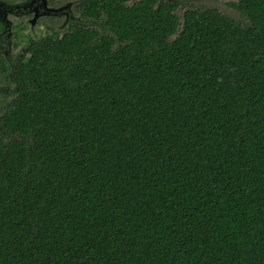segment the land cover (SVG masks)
<instances>
[{
	"label": "trees",
	"instance_id": "1",
	"mask_svg": "<svg viewBox=\"0 0 264 264\" xmlns=\"http://www.w3.org/2000/svg\"><path fill=\"white\" fill-rule=\"evenodd\" d=\"M123 1L5 78L0 264H264V0Z\"/></svg>",
	"mask_w": 264,
	"mask_h": 264
},
{
	"label": "flooded vegetation",
	"instance_id": "2",
	"mask_svg": "<svg viewBox=\"0 0 264 264\" xmlns=\"http://www.w3.org/2000/svg\"><path fill=\"white\" fill-rule=\"evenodd\" d=\"M139 1L141 0H125L120 3L123 7H130ZM161 1L167 2L158 0V3ZM110 2L111 0H0V49H13L21 44V50L14 57L8 51H0V60L4 61L8 70L2 75L5 78L9 76L31 43L38 42L47 35L61 37L74 31L76 34L79 30H82L83 34L85 31H97L104 35L109 33ZM169 4L175 6L177 16L178 6ZM8 15L15 16L17 21L8 20ZM32 20L36 28L42 29V34L36 38L29 32V23H32ZM7 32L8 37L14 38L13 46L3 37Z\"/></svg>",
	"mask_w": 264,
	"mask_h": 264
},
{
	"label": "rangeland",
	"instance_id": "3",
	"mask_svg": "<svg viewBox=\"0 0 264 264\" xmlns=\"http://www.w3.org/2000/svg\"><path fill=\"white\" fill-rule=\"evenodd\" d=\"M169 3H174L178 6L177 9V16L180 18L183 16L184 12L186 10H196V9H201V10H206V9H214L217 12H219L220 14H223L227 17H230L231 19H233L235 22H238L242 25H244V23H246L245 19L237 12L236 9H234L233 7L230 6L231 3H233V0H165ZM7 19L15 22L16 17L12 16V15H8ZM182 22V19H181ZM181 24H180V28H181ZM29 32L32 36H34L35 38L40 36L42 33V29H38L35 27L34 22L32 20V23H29ZM8 33H5L3 37L7 38L5 41H10L11 46H13L14 44V38L8 37ZM77 37L81 38L83 35V31L79 30L77 31ZM13 35V34H12ZM4 38V39H5ZM23 46V45H22ZM21 44L20 47H15L12 49H7V48H2L0 49V51H8L10 55H12L13 57L16 56L18 54V52L21 50ZM5 77L0 73V89L3 88L5 85ZM3 98V94L0 91V106ZM5 104H3L4 106Z\"/></svg>",
	"mask_w": 264,
	"mask_h": 264
},
{
	"label": "water",
	"instance_id": "4",
	"mask_svg": "<svg viewBox=\"0 0 264 264\" xmlns=\"http://www.w3.org/2000/svg\"><path fill=\"white\" fill-rule=\"evenodd\" d=\"M183 22V21H182Z\"/></svg>",
	"mask_w": 264,
	"mask_h": 264
}]
</instances>
